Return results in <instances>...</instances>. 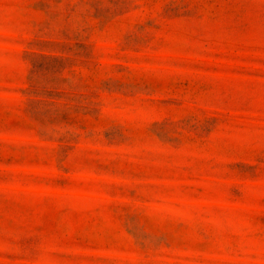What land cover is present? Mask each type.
<instances>
[{
  "label": "rangeland",
  "instance_id": "374dc122",
  "mask_svg": "<svg viewBox=\"0 0 264 264\" xmlns=\"http://www.w3.org/2000/svg\"><path fill=\"white\" fill-rule=\"evenodd\" d=\"M0 264H264V0H0Z\"/></svg>",
  "mask_w": 264,
  "mask_h": 264
}]
</instances>
